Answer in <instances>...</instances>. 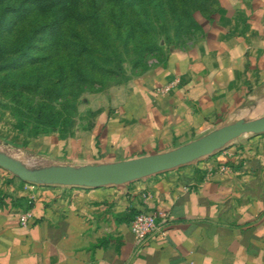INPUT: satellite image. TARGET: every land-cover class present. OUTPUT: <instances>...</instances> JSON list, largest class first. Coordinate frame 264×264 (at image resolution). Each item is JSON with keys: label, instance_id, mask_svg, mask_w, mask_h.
<instances>
[{"label": "crops", "instance_id": "1", "mask_svg": "<svg viewBox=\"0 0 264 264\" xmlns=\"http://www.w3.org/2000/svg\"><path fill=\"white\" fill-rule=\"evenodd\" d=\"M197 34L106 99L89 128L26 137L24 157L38 167L122 161L264 116V0H218ZM160 210L167 233L138 244L131 219ZM0 264H264V132L118 185L27 188L0 168Z\"/></svg>", "mask_w": 264, "mask_h": 264}, {"label": "rangeland", "instance_id": "2", "mask_svg": "<svg viewBox=\"0 0 264 264\" xmlns=\"http://www.w3.org/2000/svg\"><path fill=\"white\" fill-rule=\"evenodd\" d=\"M43 1L57 5L43 10L34 0H6L0 7V47L6 52L0 64V153L30 169L38 165L23 155L26 137L70 136L92 126L106 99L195 39L198 15L218 5L74 0L75 15L66 18L59 4L68 6V0ZM14 122L23 140L4 129Z\"/></svg>", "mask_w": 264, "mask_h": 264}, {"label": "water", "instance_id": "3", "mask_svg": "<svg viewBox=\"0 0 264 264\" xmlns=\"http://www.w3.org/2000/svg\"><path fill=\"white\" fill-rule=\"evenodd\" d=\"M264 132V116L221 126L174 149L137 158L81 166L52 165L30 169L0 153V168L23 182L39 185L99 187L124 184L208 156L243 134Z\"/></svg>", "mask_w": 264, "mask_h": 264}, {"label": "built area", "instance_id": "4", "mask_svg": "<svg viewBox=\"0 0 264 264\" xmlns=\"http://www.w3.org/2000/svg\"><path fill=\"white\" fill-rule=\"evenodd\" d=\"M178 79H174L167 84L158 86L155 91L159 94H167L176 84ZM23 182V181H22ZM24 186L27 188H35L36 186H41L37 183L23 182ZM143 202H147L150 198L148 192H143L141 194ZM33 198L29 197L27 199L26 205L23 210L19 213V222L22 225H26L28 219L31 217V204ZM169 221V216L165 211H157L154 213L138 212L136 213L130 221V231L134 237V240L138 244H145L152 237L157 234L165 235L167 233V224Z\"/></svg>", "mask_w": 264, "mask_h": 264}, {"label": "trees", "instance_id": "5", "mask_svg": "<svg viewBox=\"0 0 264 264\" xmlns=\"http://www.w3.org/2000/svg\"><path fill=\"white\" fill-rule=\"evenodd\" d=\"M4 1H6V0H0V7L4 3ZM34 1L36 3H38V5H41L43 10H48V9H50V7H53V6L57 5V3L56 4H50L49 2H47L48 5H46V2L43 1V0H34ZM67 4H68V6H65V4H59V5L60 6L62 5V9L67 12L66 13V18H68V17H72L73 18V16L75 15L74 12H73V9L76 7V3L74 2V0H68ZM5 60H6V52H5V50L2 47H0V64L3 63ZM13 125H15L17 128H19V130L22 129L20 127V125L15 123V122L13 123ZM37 134H39V133H36L35 135H37ZM31 136H34V135H31Z\"/></svg>", "mask_w": 264, "mask_h": 264}]
</instances>
